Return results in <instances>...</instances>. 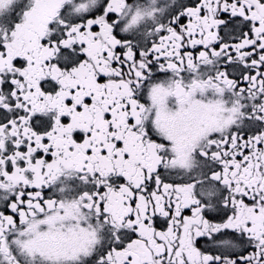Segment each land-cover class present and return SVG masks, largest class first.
<instances>
[{
  "label": "snow or ice",
  "instance_id": "obj_1",
  "mask_svg": "<svg viewBox=\"0 0 264 264\" xmlns=\"http://www.w3.org/2000/svg\"><path fill=\"white\" fill-rule=\"evenodd\" d=\"M0 264H264V0H0Z\"/></svg>",
  "mask_w": 264,
  "mask_h": 264
}]
</instances>
